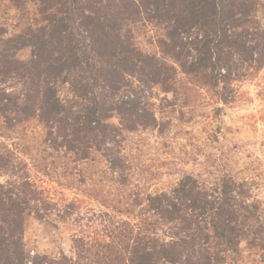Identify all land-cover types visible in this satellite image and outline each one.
Listing matches in <instances>:
<instances>
[{"label": "trees", "instance_id": "obj_1", "mask_svg": "<svg viewBox=\"0 0 264 264\" xmlns=\"http://www.w3.org/2000/svg\"><path fill=\"white\" fill-rule=\"evenodd\" d=\"M12 1L37 3L41 24L0 36V84H24L19 94L0 86L5 128L37 118L50 148L79 161L103 151L118 178L128 167L115 150L119 137L158 125L144 92L159 86L177 98L190 87L207 89L227 105L236 81L264 69L263 0ZM142 26L163 31L158 53L137 46ZM24 48L32 54L21 60ZM114 113L120 126L108 121ZM22 163L0 147V173L12 176L0 182V264H226L240 261L243 244L264 251L260 204L230 176L208 185L187 175L169 192H124L110 200L100 192L94 195L110 212L79 222L77 202L59 208L29 176L17 177ZM55 210L61 221L80 224L82 234L73 238L71 254H32L26 216L43 221Z\"/></svg>", "mask_w": 264, "mask_h": 264}, {"label": "rangeland", "instance_id": "obj_2", "mask_svg": "<svg viewBox=\"0 0 264 264\" xmlns=\"http://www.w3.org/2000/svg\"><path fill=\"white\" fill-rule=\"evenodd\" d=\"M260 16L264 21V8ZM40 24L37 3L0 0V36L15 37ZM163 34L161 29L142 26L136 33L137 46L158 53L157 40ZM31 54V48H24L17 57L24 60ZM179 78L185 76L180 74ZM0 86L10 94H19L24 88L17 79ZM234 87L235 99L227 105L207 89L190 87L192 90H183L177 98L159 86L144 92V101L155 113L158 125L126 131L119 137L115 150L128 166L124 178L111 174L103 151H92L91 160L79 161L64 148H50L45 144L47 129L37 118L8 129L0 116V147L9 148L14 161L26 164L21 165L17 177L29 176L59 208L77 202L74 217L79 222L97 219L101 211L110 212L94 194L101 192L110 200L124 198V192H169L187 175L208 185L227 176L245 183L260 204L264 220V69L251 71ZM62 96L72 98L68 90H63ZM111 116L108 121L120 126L117 113ZM11 177L10 173H0V182L6 184ZM57 212L47 213L43 221L26 216L24 237L32 254L72 253L73 238L82 234L81 225L61 221ZM83 224L90 229L89 223ZM242 249L240 261L226 264H264V251L250 252L245 244Z\"/></svg>", "mask_w": 264, "mask_h": 264}]
</instances>
